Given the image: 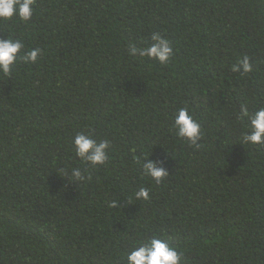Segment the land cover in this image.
<instances>
[{"label":"trees","instance_id":"obj_1","mask_svg":"<svg viewBox=\"0 0 264 264\" xmlns=\"http://www.w3.org/2000/svg\"><path fill=\"white\" fill-rule=\"evenodd\" d=\"M33 8L0 20L21 57L40 49L0 74V264H127L153 236L180 264H264V145L243 143L238 119L264 107V0ZM154 33L172 45L165 64L130 54ZM245 56L252 71L234 72ZM182 107L201 125L196 145L176 135ZM78 133L109 142L104 164L76 156ZM144 159L166 169L160 183Z\"/></svg>","mask_w":264,"mask_h":264},{"label":"clouds","instance_id":"obj_2","mask_svg":"<svg viewBox=\"0 0 264 264\" xmlns=\"http://www.w3.org/2000/svg\"><path fill=\"white\" fill-rule=\"evenodd\" d=\"M35 0H0V20L11 21L18 18L22 21H29L34 12ZM153 43L144 48L137 49L131 46L130 54L135 56H146L155 59L161 64L168 62L173 55V48L170 42L154 33L151 37ZM24 47L20 40L14 38L0 39V74L8 76L11 74L16 63L23 59L25 62L35 63L40 54V49L31 50L20 56V51ZM252 63L245 56L238 65L233 67L234 72L252 71ZM247 118V131L242 133V141L245 144L264 145V107L257 108L250 112L248 108L242 107L238 119ZM173 126L176 135L190 141L196 145L201 138V125L197 122L187 107L178 108L173 115ZM75 154L81 160L91 165H102L108 159L109 142L106 140L97 142L91 136L84 133L76 134L73 140ZM142 167L145 174L151 177L156 183L167 175L166 169L158 162L144 159ZM73 177L77 180L83 178L82 171L77 168L72 171ZM137 199L149 198L146 188H140L135 193ZM182 253L165 239L153 236L147 243L141 242L134 247L127 255V264H180Z\"/></svg>","mask_w":264,"mask_h":264}]
</instances>
